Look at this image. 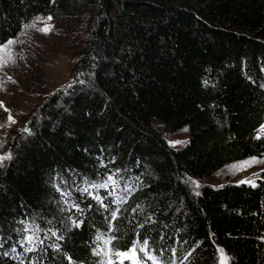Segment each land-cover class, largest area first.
<instances>
[{"label": "trees", "instance_id": "trees-1", "mask_svg": "<svg viewBox=\"0 0 264 264\" xmlns=\"http://www.w3.org/2000/svg\"><path fill=\"white\" fill-rule=\"evenodd\" d=\"M37 15L86 16L88 38L72 83L7 138L0 264H101L98 235L125 251L137 233L176 264H218V249L230 264H264V170L194 192L184 181L264 155V0H0V43ZM183 129L186 143L169 147L165 135ZM109 176L122 200L76 191L68 227L21 244L37 213L56 212L59 180Z\"/></svg>", "mask_w": 264, "mask_h": 264}, {"label": "rangeland", "instance_id": "rangeland-1", "mask_svg": "<svg viewBox=\"0 0 264 264\" xmlns=\"http://www.w3.org/2000/svg\"><path fill=\"white\" fill-rule=\"evenodd\" d=\"M37 17L42 19L37 20ZM48 17L51 16L37 15L27 23H36V28L25 29L23 27L20 33L14 37L19 42L11 46V61L0 68V102H2V106H0L2 112L0 156L10 154V150L6 147L7 138L15 130L26 127L43 100L58 92L61 94V90L72 83V67L78 56V46L81 42H83L82 45L86 43L88 38L89 29L85 26L86 16L67 21V23L64 17L56 19L51 17V20H48ZM45 25H51L52 31L44 33L37 30L44 28ZM0 55L4 54L0 53ZM4 58L7 59V56L4 55ZM9 116L15 121L14 123L9 121ZM260 128L254 135L264 137V132L260 131ZM164 138L169 147L179 148L188 140V132L183 129L165 135ZM177 141L180 143H172ZM252 158H255L256 162L246 165L245 162H250ZM6 161L8 160L3 163ZM263 170L264 155L228 163L209 178L201 180L186 176L184 181L194 192L202 182L211 184L226 181L255 183ZM57 184L58 188L54 190L55 195L52 198L56 212L52 210L48 213H37L26 233L21 237L22 245L30 248L35 247L39 241L49 238V236L53 239L61 228L68 227L73 221L74 209L79 207L76 191L97 202L103 200L104 194L109 195L114 201H120L127 192L126 189H112L110 182L104 178L81 177L77 184L61 179ZM100 184H107V187H95ZM97 197L100 199L97 200ZM223 257L226 258V264H230L224 252ZM220 259L221 253L219 261Z\"/></svg>", "mask_w": 264, "mask_h": 264}, {"label": "snow or ice", "instance_id": "snow-or-ice-1", "mask_svg": "<svg viewBox=\"0 0 264 264\" xmlns=\"http://www.w3.org/2000/svg\"><path fill=\"white\" fill-rule=\"evenodd\" d=\"M36 19L41 20L42 18L37 17ZM47 19L51 20L52 18L48 17ZM24 28L25 29L36 28V23L26 24L24 25ZM37 30L47 33L52 31V26L45 25L44 28H38ZM18 42H19L18 39L14 38V39H9L4 43H0V53L7 56V59H5L4 55H0V68H3L11 61V46ZM0 106H2V102H0ZM9 121L11 123L15 122L12 120L11 116H9ZM260 131L264 132V125H261ZM257 138H260L259 135ZM172 143H180V142L177 141ZM10 159H11L10 154L0 156V167L4 166L3 162L5 160H10ZM254 162H256L255 158H252L250 162H245V164L249 165L250 163H254ZM108 181L113 184H118L117 181L113 180L112 176L108 177ZM95 187L105 188L107 187V184L95 185ZM99 199L100 197H97V200ZM133 211L135 212L136 209H133ZM118 212L119 209L111 212V217L109 221V225H110L109 233H114L116 231V229L112 226V222L118 219ZM140 227L143 228V225H140ZM96 239L99 243L97 245V248L93 250V254L96 256H103L107 258L106 261H101V264H124L125 260H127L129 264H148V262H151V264H176L175 260H167V261L163 260V251L161 250L160 252H156L155 250H153L151 248L149 239L147 238L141 239L140 233H137V239L134 240L132 242V245L125 251L115 250L116 249L115 241L118 239V237L114 234L111 235L101 234L98 235ZM29 240H31L30 237ZM28 251H32V249H28ZM218 251L221 253V259L219 261V264H226V258L223 257V250L218 249ZM172 252L173 255H175V249H172ZM117 257L120 258L118 261L116 259ZM184 259L187 260L188 257H185ZM181 264H183V262H181Z\"/></svg>", "mask_w": 264, "mask_h": 264}]
</instances>
